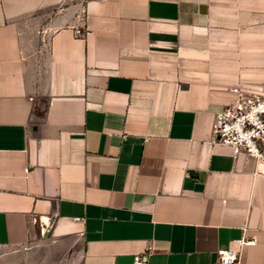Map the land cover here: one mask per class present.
I'll use <instances>...</instances> for the list:
<instances>
[{
    "label": "crops",
    "instance_id": "1",
    "mask_svg": "<svg viewBox=\"0 0 264 264\" xmlns=\"http://www.w3.org/2000/svg\"><path fill=\"white\" fill-rule=\"evenodd\" d=\"M235 87L264 91V0H0V264H214L244 237L264 264V164L211 136Z\"/></svg>",
    "mask_w": 264,
    "mask_h": 264
},
{
    "label": "built area",
    "instance_id": "2",
    "mask_svg": "<svg viewBox=\"0 0 264 264\" xmlns=\"http://www.w3.org/2000/svg\"><path fill=\"white\" fill-rule=\"evenodd\" d=\"M75 35L84 36L81 25L74 29ZM235 98L218 112L211 130L212 140L232 150L234 157L241 155L264 164V91L242 87L233 88ZM254 238L236 240V246L217 252L214 264H240L241 252ZM148 254L136 256L132 264H148Z\"/></svg>",
    "mask_w": 264,
    "mask_h": 264
},
{
    "label": "rangeland",
    "instance_id": "3",
    "mask_svg": "<svg viewBox=\"0 0 264 264\" xmlns=\"http://www.w3.org/2000/svg\"><path fill=\"white\" fill-rule=\"evenodd\" d=\"M40 261H41V260H40ZM48 262L50 263V262H51V259L47 260V259L44 258V259H42V261H41L40 263H41V264H42V263H43V264H45V263H46V264H49Z\"/></svg>",
    "mask_w": 264,
    "mask_h": 264
}]
</instances>
